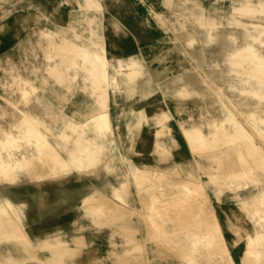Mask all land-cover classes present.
Here are the masks:
<instances>
[{
  "label": "rangeland",
  "instance_id": "rangeland-1",
  "mask_svg": "<svg viewBox=\"0 0 264 264\" xmlns=\"http://www.w3.org/2000/svg\"><path fill=\"white\" fill-rule=\"evenodd\" d=\"M228 5L229 0H0V138L10 132L11 149L14 150L18 135L15 128L19 123L26 122L31 113L38 114V118L46 122L49 132L38 139L51 146L58 140L56 135L65 122H83L94 110L105 111L110 128L104 140L105 145L101 146L105 147L102 162L93 167L54 171L56 168H51L45 162L47 155L44 159L37 158L43 167L36 162L31 172L21 174L16 181L10 179L11 182H0V195L18 199L19 202L33 199L36 205L35 212L30 207L26 214L22 206L17 204L15 214L21 217L17 225L27 242L0 241V255L13 256L11 260L19 264H32L35 261L39 264L36 258H41V264H189L185 258L192 249H197L200 259L190 264H198L199 260V264H228L227 253L219 248L221 242L218 236H212L213 243H205L210 238L206 232L210 235L209 226L215 223L236 264L264 263V216L255 214L253 209L242 211L239 202L240 196L256 192L257 187L264 183V144L261 145L264 143V125H261L262 132L256 126V121H264V86H256V80L264 79V73L256 68L257 59H249L246 53L228 55L231 49L245 44V25L252 35L259 34L253 29V24H264V14L257 12L260 9L256 5L251 7L249 14L244 12L246 15L235 13L230 16ZM217 7L219 12L210 11ZM205 10L217 17L220 27L215 40L206 45L203 44L206 40L204 34L195 36V31L206 24L203 22V18L207 17ZM91 20L96 23L95 29H92L93 25L88 26ZM178 22L183 23L181 31L178 30ZM84 27L100 34L107 58H133L140 61L144 77L132 86L95 90L94 83L104 78V66L83 48H76L63 60L48 64L45 44L44 51L38 45L39 31L57 30L58 36H68L71 29L78 32ZM262 40L264 34L258 35L256 39L251 37L250 43L253 49L264 54ZM96 65L100 73L98 78L93 75ZM196 65H199V69ZM231 66L232 74L251 77L253 81L244 87L253 89V94L241 95L237 77L233 79L230 73L224 77L232 70ZM222 77L226 79L225 82L221 80ZM24 80L27 85L23 83ZM176 80L184 84L180 94L175 85H169L167 89L168 84H165L166 81L175 83ZM216 92L220 93V99L226 101L224 105L213 100V96H218ZM114 106L119 109L116 112L120 111L118 115L116 113L117 116L113 115L116 116L115 121L112 119ZM225 108L233 112V119L240 123L241 129L230 134L226 128H215L219 129L216 134L224 133L222 137H225L220 136V139L219 135H215L213 143H217L218 147L207 149L210 144L198 143L193 146L199 147L196 149H202V152H192L189 141L185 140V144L181 138L184 134L182 128L194 123L193 126L203 125L201 131H206L204 125L220 122ZM137 110H141L139 113L144 114L146 121H141V116L136 124L134 119ZM151 116L155 117L154 120ZM159 121H165L163 127L155 125ZM126 125L131 126V129L126 130ZM32 147L33 144H30L25 150L28 152ZM69 147H72V141H69L67 149ZM67 151H58L57 154L66 159ZM138 151L148 154L135 159L133 156ZM153 151L155 154H151ZM169 151H172L171 159L164 155ZM51 152L53 150L45 154ZM224 152H229V155ZM28 156L33 158V162L37 161L34 152H29ZM205 158L211 160L206 161ZM215 159L218 162H214ZM134 167H147L151 171V174L147 170L144 172L145 178L142 174L140 176L142 179L139 181L142 183L145 179L143 181L147 183H142L146 189L141 187L142 184L139 188V182L134 177H128V171ZM46 168L52 170L49 172ZM147 172L150 180L146 179L149 176ZM230 173H245V176L225 180L224 177ZM209 178L215 179L214 184L209 183ZM89 180L97 182L98 188H89ZM105 180L112 181L114 186L120 180L127 184L126 192L129 195L124 196V200L122 197H112V208L106 199V196L112 195L111 189L108 192L109 189L103 187ZM228 182L232 191H224L225 183ZM63 186L81 188L65 189ZM195 189L210 203L200 199L196 203L200 206L193 208L197 199H191L192 196L190 198L189 193H186ZM149 190L155 193L154 198ZM177 190L183 192L178 193ZM88 192L93 194V199ZM38 193L42 194L43 201L39 207L33 198V194ZM82 193L86 194L85 199H79ZM218 193L219 197L216 196ZM179 195L185 201L180 202L183 197ZM156 196L163 199H156ZM186 196L191 201H186ZM176 199L185 203V206L178 205ZM175 205L180 208L176 209ZM156 206L164 209L157 207L155 210ZM181 206H188V209ZM88 209L94 211V215L90 216ZM159 209L162 211L159 212ZM153 210L156 211L153 213L155 215L152 214ZM163 210H170V213L165 211L168 215H164ZM0 211V218L13 216L3 211L1 199ZM111 211L113 218L116 216L117 219L109 221L106 216ZM179 212H183L182 215L187 212L185 218L190 212L195 215L189 217L192 219L189 221ZM172 213L177 216L174 218ZM193 219L199 220L202 227L196 225L199 222ZM182 222H187L185 224L189 227L185 229L187 225L183 226ZM202 222L209 223L204 224L206 228L209 227L208 230L203 229ZM158 225L161 226L156 229L162 231L153 228V232L152 227ZM58 228H63L67 234L50 236ZM105 228H109L108 240L105 238ZM189 232L200 234L202 242L198 246H191L192 238L184 240ZM216 242H219V246ZM210 245L218 247L215 250ZM59 249L66 250L61 259L55 257ZM185 249L190 250V253ZM212 258H215L214 261Z\"/></svg>",
  "mask_w": 264,
  "mask_h": 264
},
{
  "label": "bare ground",
  "instance_id": "bare-ground-1",
  "mask_svg": "<svg viewBox=\"0 0 264 264\" xmlns=\"http://www.w3.org/2000/svg\"><path fill=\"white\" fill-rule=\"evenodd\" d=\"M256 5L260 9V11L257 10V12L264 14V0H229V5H228L229 11H228V14L230 16L234 15L235 13L243 14L244 12H247L246 14H249V12L251 10V7L252 6H256ZM245 10H247V11H245ZM210 11H213L214 13H217V12H219V8L217 7V8L211 9ZM210 11L208 10V13L206 11L205 13L207 14V17L203 18V22H205L206 24H204L202 27H200L199 31H195L196 32L195 36H198V35H201V34L205 35V39L206 40L203 42V44H205V45L211 43L212 41H214L215 38L218 36L219 31H220L219 24L217 23V17L213 16V15H210ZM246 14H243V15H246ZM180 16H182V15L180 14ZM183 19L184 18H182V20ZM248 19H250V18H248ZM254 19L255 18H253V20ZM92 20L94 21V19H92ZM92 20L89 22L88 26L93 25L94 28L92 27V29H95L96 23H94ZM225 21H226V19H225ZM178 23H179L178 24V30L179 31L183 30V28H184L183 27V23L182 22H178ZM230 23H232V22H230ZM237 24H239V23L237 22ZM246 24H249V23H246ZM230 26H233V25H230ZM240 26L242 27V25H240ZM253 29H256V31H258L259 34L252 35L249 32V27H247L245 25V29H244L245 30V39H246L245 40L246 41L245 44L240 45V46H236L235 48L231 49L229 51L228 55L235 56V55H238L240 53H246L249 56V59L250 58L257 59V63L255 64L256 68L259 71H262L264 73V54L259 53L257 49H253L252 45L250 43L251 37L253 39H256L258 35L264 34V24L254 23L253 24ZM90 30H88V27H84L83 30H80L78 32L76 30H74V29H71L70 34L68 36H61V35L58 36L59 33H58L57 30H49V29L46 30V31L45 30H40L39 33H38V38H37V40H39L38 41V45L44 51V50H46V49H44V44H45V48H47V50L45 52L47 63L48 64H52L55 61L63 60L67 55L72 53L76 48H79V49L83 48V49L88 50L90 52V54H92L93 56L98 58L99 61L101 62V64L104 66L105 75H104L103 80H100V81L94 83V85H93L95 90L96 89H100L101 91H103V89L105 90L108 87L111 90H114V89H119L122 86H129V85L132 86V85H135V83H137L139 80H141L144 77L145 73L143 72V66L140 64V61H138L137 59L128 58V59H115L114 60V59L107 58L105 56V49L103 47L102 41L100 40V37H99L100 34H98L96 31L90 32ZM212 30H214V31H212ZM174 40H176V39H174ZM261 43L264 44V41L262 40ZM239 63H240V61H239ZM196 67L199 69V65H196ZM6 71H7V69H6ZM98 71H99V69H98V66L96 65V70L93 71V75H95L96 78H98V76L100 77V73H98ZM243 71H245V70H243ZM231 72H233V67H232V70H229V72H227L224 77L226 78V76L229 73H230L229 76L230 77L233 76L232 77L233 79H234V77L235 78L237 77L236 80L241 85V89L239 90L240 94L243 95V96L251 95V93L253 94V92H254L253 89H248V88L246 89L244 87V86L249 85L251 83V81H253L251 79V77L250 76L242 77L238 73L235 74V75H238V76H235ZM224 77L221 78V80L223 82L226 81V79ZM23 83H25L27 85L25 80H24ZM165 84L166 85L168 84V88L167 89H169L171 85H175L176 91L179 94L181 93L182 86L184 85L183 83H180V81H178V80H176L175 83H173L171 81H166ZM256 86L257 87H263L264 86V79L258 78L256 80ZM231 89H233V88H231ZM105 92H103V93H105ZM216 93H218V92H216ZM99 94H102V93H99ZM219 94L220 93H218V96H213L212 98H213V100L215 102H218L219 104L224 105V102H226V101L225 100L223 101L222 99H220L219 98ZM183 95H185V94H183ZM100 97H102V96H100ZM103 98H105V97H103ZM100 100H102V99H100ZM228 100H231V98H229ZM96 104H97V102H96ZM97 106H98V104H97ZM102 106H105V105H101V107ZM139 114L140 115L137 117V123L136 124H138V119H141V118H139L141 116H143L141 121H146V117L144 116V114L142 112L139 113ZM222 114H223V118H222V120L220 122H218V123H210L209 122V123H206L204 125L206 127V129H207L206 131H201V127L203 125L202 126H193L194 123L190 124L188 128H182L183 131H184V134L186 136H184L183 133L182 134H183L185 140L189 141V143L191 144V151L192 152H195V153L196 152L197 153L198 152H202V149L198 150L196 148H199V147L194 148V146H193L194 144H198V143L202 144V145L205 144V143L206 144H210V146H208L207 149H215V148H217L218 144L217 143H213V140L216 139L215 135H219V134H216V133H218L219 132L218 130L221 129V128H226L227 130H229L230 134L237 133L241 129L240 123H238L237 121L235 122V120L233 119L234 118L233 112L230 109L225 108L222 111ZM154 118H155L154 116H151L152 120H154ZM106 119L107 118H106L105 111L94 110V112L89 116V118L87 120L83 121V122H80V123H77V124H74V123H71V122H65L63 128L60 129V131L56 135V138H58V140L55 139L56 142L53 144L54 146H51L50 143H48L46 141H43V140L42 141L39 140V139H42L41 138L42 136H44L46 133L49 132L48 128L46 127V122L43 121V120H40V118H38V114L33 115V113H31L28 116V119L26 120V122L19 123L16 126V128H15L16 131H17V134L19 136L17 135V138L14 141V147H15L14 150L11 149V145H12L11 141H12V139L10 137L11 136L10 132H7L4 135V137L0 138V182H3V181L11 182V180L13 182L16 181L17 178L21 174H26V172H28V173L31 172L33 167H34L33 165L36 162H37L36 164H39V165H41L43 167L42 162H39L38 159L39 160L40 159H44L47 155H48V158H46L47 160L45 162L48 165L52 166L51 168H53V167H54V169L56 168L55 170L53 169L54 171L67 170L68 168L69 169H73V168H75V169H87V168L93 167L94 165H97V164L101 163L102 162V157L104 156V152H105V147L103 148L101 146L105 145V141L104 140L106 139L107 132L110 129L109 128V122ZM239 119H241V118L239 117ZM141 121L139 122V125L141 124ZM164 122L163 121H159V122H156L155 125L163 127ZM261 125H264V121L263 120L256 121L257 130L259 132H262ZM247 126H245V128ZM218 127H220V128L219 129H215V128H218ZM125 128H126V130H130L131 126L126 125ZM248 128H249V126H248ZM252 133H255V132L253 131ZM223 134L219 135L220 139L225 138V137H222ZM33 135H34V137H33ZM151 135H152V133H151ZM38 137H39V139H38ZM32 140H33V142L31 143ZM260 140H262V139H260ZM69 141H72V147H69L67 149V145H68ZM30 144H33V147H32L31 150L28 148L29 150L27 152V150H25V148H26V146H29ZM263 144L264 143H261V145H263ZM249 148L250 147H248V149ZM51 150H53V152H51L49 154H45L46 151L50 152ZM62 150H68L67 153H66V155H67L66 159H63V158L59 157V155L57 154L58 151H62ZM229 150H227V151H229ZM13 151H15V153ZM29 152L31 154H32V152H34L37 155V157H36V159L38 158L37 161H34V162L32 161L33 158H30V156H28ZM229 152H232V151H229ZM229 152H224L223 154L227 153L229 155ZM223 154H221V155H223ZM221 155H219V156L222 158ZM259 156H260V154H259ZM211 158H208V159L205 158V159H206V161H208L209 159L211 160ZM217 159L219 160L220 158H217ZM217 159H215L214 162H216ZM255 159H258V158H255ZM218 160H217V162H218ZM220 160L223 161V159H220ZM249 163L250 162H248L246 164H249ZM233 164H235V163L233 162ZM233 164H231V166H233ZM236 164H237V162H236ZM217 165H219V164H217ZM241 166H243V165L241 164ZM36 167H37V165H36ZM45 167H47V166H44V168ZM244 167H241V168H244ZM248 167L250 168V166H248ZM39 168L41 169L40 166H39ZM50 170H52V169H49L48 171L50 172ZM146 170H147V167H134L133 169H130L127 174H128V177L129 176L132 177V178L134 177L135 181L139 182V188H141V187L145 188L143 185H145L147 183H145L143 181L145 179H143L142 183H145V184H142L140 182L141 181L140 179H142V178H140V176H141V174H142V176H144L143 174H144V172H146ZM33 171H35V170H33ZM45 171H43V172H45ZM147 171H149V170H147ZM158 171L156 170V172H158ZM233 171H237V170H233ZM150 172L151 171H149V173ZM242 172L243 171H241V173ZM53 174H55V173H52L51 175H53ZM147 174H148V172H147ZM150 174H148L149 176L146 177V179L150 180V178H151ZM235 174L234 175L232 173L227 174L224 177V179L225 180H229V179H232V178L234 179V177L235 178H240V177L242 178V177L245 176V173L244 174L235 173ZM161 176H163V175H161ZM161 176L160 177L158 176L157 178H161ZM144 178H145V176H144ZM214 180H213V178H209V183L210 184H214ZM146 182H148V181H146ZM150 184H151V182H150ZM126 185L127 184H125V182H123L121 180L118 181L116 186L112 187V197L113 198H118V199L122 197V199L124 200L123 197L124 196L127 197L129 195L126 192V188H127ZM140 185H141V187H140ZM146 187H147V185H146ZM181 190H183V189H181ZM232 190L233 189H231V187L229 185V182L225 183L224 191H232ZM152 191H154V190H152ZM177 192H178V190H177ZM180 192H183V191H179L178 193H180ZM152 193L153 192H151V190H149V194H151L153 196L155 193H153V194ZM158 193H160V192H158ZM161 193L163 194L164 192H161ZM188 193H189V195H188ZM149 194H147L148 197H149ZM169 194H172V192H170ZM197 194H199V191L196 190V189L191 191V192L187 191V193H186V195H188L189 197L192 196V198L190 197L191 199H194V200L197 199L195 201V204L198 203L200 201V199L204 203H207V204L210 203L205 197H202L200 194H199L200 196L197 197ZM193 195H194V197H193ZM219 195H220V193H218L216 196L219 197ZM179 196H181V195H179ZM188 196H186L187 199H188ZM154 197L155 196H153V198ZM181 197H183V196H181ZM195 197H197V198H195ZM33 198L36 200V204H37L38 207L43 204L42 194H40V193H38L36 195L33 194ZM149 198L151 199V197H149ZM190 198L188 200H186V201H189ZM240 198L241 199H240L239 202H240L242 211L247 212V211H250V210L253 209V210H255L254 211L255 214H261V215L264 216V183H262L260 186L257 187V191L256 192H254L252 194L240 196ZM0 199H1V202H2L3 211H5V212H7V213H9L11 215L13 214V216H14V217L10 216L9 218H8V216H5L6 219L3 218L4 216L2 217L3 219L0 218L1 219L0 220V241H15L16 243H19V244L20 243L22 244L23 242H27L26 241L27 238L23 237V233L20 231L19 226L17 225V223L20 221L21 217H20V215L15 214V208L17 207V204H18V206H22L21 209L24 210L25 209V207H24L25 203L24 202L12 203L5 195H0ZM156 199L162 200L163 198L161 199V198L157 197ZM160 200H157V201H160ZM170 200H172V199H170ZM179 200H180V198H179ZM173 201H175V199ZM182 201H185L184 197H183V200H181L180 202H182ZM180 202L178 201L177 204L178 205L179 204H181V205L185 204V203H180ZM128 203H129V201H128ZM171 203H170V205H171ZM188 203H190V202H188ZM174 204H176V203H173L172 205H174ZM192 204L193 203L191 202V205L190 204L189 205L192 206ZM195 204H194L193 208H196V207L200 206V204H196V206H195ZM148 205H150V202H148ZM165 205L167 207H169L168 204H165ZM178 205H175V206H177L176 209L180 208V207H178ZM157 207L158 206L154 207L155 210H156ZM158 208H162V206H159ZM182 208H181V210H182ZM260 208H262L261 211L259 210ZM147 209H149V207H147ZM152 209H153V207H152ZM162 209H164V207ZM162 209L161 210L159 209V212L162 211ZM183 209L187 210L188 206H187V208L185 207ZM189 209H191V208H189ZM163 211H164V215H168L166 212H169L170 210H168V211L167 210H163ZM175 211H177V210H175ZM87 212H88V214L90 216L94 215V211H92L91 209H88ZM155 212L153 210L152 214L155 213ZM187 212L189 213V211H187ZM179 213H180V215H182L181 213H183V212H179ZM186 213H185V215H186ZM191 213L192 212H190L191 216L189 214H187L188 218H185L184 217L185 215H182V217H184V219H190L189 217H192V216L195 215L194 213H193L194 215H192ZM173 214L175 215V213H172V215ZM144 215H143V217H144ZM153 215H155V214H153ZM96 216H98V215H96ZM146 216H148V215L146 214ZM176 216L177 215H175L174 218ZM161 217L162 216H160V219H161ZM114 218L117 219L116 216ZM168 218H170V217H168ZM16 219H17V221H16ZM172 220L176 221V219H172ZM191 220L192 219H190L189 221H191ZM263 220H264V218H263ZM193 221H196V220L193 219ZM145 222H147V221H145ZM145 222H144V225L146 224ZM180 222H181V219H180ZM196 222H199V224L195 223L196 225H200L201 224L199 220H197ZM203 222H208V221H204L203 220ZM185 223H187V222H184V223L182 222V225L183 224H184L183 226L187 225ZM211 223H213V222H211ZM190 224H191V222H189V225ZM195 224H193V225L195 226ZM204 224L208 225L209 223H203L202 225H204ZM189 225H187L185 229H187V227H189ZM206 225L203 226V229L205 228V229L208 230V228L211 227L212 229L211 228H209V229H210V232H212V233H210V235H209V233L206 232L207 236L210 237V238L208 240L209 242H205V243H209V244L213 243V242H211L212 241L211 239L213 237H217L218 236L219 240H220L219 242H221L219 245H221V246L218 245L219 242L218 243L216 242V243L219 246V248L224 249L225 253H227L226 254V259H227L228 264H236L235 261H233L232 257L230 256V254L228 253V251H227V249L225 247L224 238H222V235L220 236L219 230H218L217 226L215 225V223L212 224L213 226L211 225V226H209L207 228H206ZM160 226L159 225L157 227L154 226V227H152V229L153 228L156 229V228H158ZM194 226L192 228L195 229ZM170 227H171V225H170ZM200 227H202V226L200 225ZM179 228H180V226H179ZM179 228H176V229L179 230ZM182 228H184V227H182ZM197 228L201 229V228H199V226ZM157 230L158 229H156V231ZM156 231H155V233H157ZM159 231L161 232L162 230H158V232ZM153 232H154V229H153ZM164 234H166V232H164ZM156 236H157V234H156ZM148 237H151V236H148ZM153 238H154V236H153ZM160 238H163V237L161 236ZM189 238H192V240L190 241V244H191L192 247H196L202 242V238H201V236H200V234L198 232H192V233L189 232V236H186V239L184 238V240H189ZM165 239H167V238H165ZM205 239H207V237ZM168 240H169V238H168ZM168 240H166V241L164 240V241L167 242ZM164 241H161V242H164ZM210 246H211V249H213V247H214L215 250L218 247V246L215 247V246H212V245H210ZM65 251L66 250H64V249H59L56 252V256L55 257L58 258V259H61L63 256H65V255H63V253ZM185 251H186V249H185ZM188 251H186V252L190 253V250H188ZM198 251L199 250H197V249H194V250L192 249L191 254H188V257L185 258V261H187L190 264L191 261H193V260L196 261V260L200 259L199 258L200 257V253ZM210 252H212V251H210ZM182 253H184V252H182ZM186 254L187 253H184V255H186ZM212 255H214V254H212ZM0 258H2V259H0V264H19L18 261L11 260L14 257L13 256L11 257L10 255H0ZM30 258H33V257L30 256ZM36 259L38 260V262H40L39 264L42 263L41 258H36ZM214 259L212 258L213 261H214ZM199 261H198V264H199ZM32 264H37V263L35 261Z\"/></svg>",
  "mask_w": 264,
  "mask_h": 264
},
{
  "label": "crops",
  "instance_id": "crops-1",
  "mask_svg": "<svg viewBox=\"0 0 264 264\" xmlns=\"http://www.w3.org/2000/svg\"><path fill=\"white\" fill-rule=\"evenodd\" d=\"M114 109L112 110V119L114 120L115 119V117L120 113V111H118V112H116L115 110H119V109H117V107H113ZM141 111V110H140ZM139 110H137V113H136V115H135V121L137 122V117L140 115L139 114V112H140ZM116 113H117V115H116ZM113 115H116V116H114L113 117ZM121 116V118H123L122 117V115H120ZM115 121V120H114ZM117 122V121H116ZM79 123V122H78ZM133 125V124H132ZM182 135V134H181ZM183 136V135H182ZM181 136V138L185 141V139H184V137H182ZM137 139V138H136ZM143 141H145V138L143 139ZM185 144H186V141H185ZM153 146V145H152ZM143 148V147H142ZM141 150H143V149H141ZM190 151V150H189ZM190 153V152H189ZM144 154H148V153H146L145 151L143 152H141V153H139V151L137 152V154H135V156H133V157H135V159H136V157L138 158L139 156H143ZM151 154H155V151H153V153H151ZM164 155H166V156H169V158L172 156V151H169V153H167V154H164ZM132 157V158H133ZM171 159V158H170ZM105 183H104V188L106 189V190H108V192L110 191V189H111V191H110V193H111V195H112V187L114 186L113 185V183H112V181H104ZM88 187L89 188H92V187H94V188H98V185H97V182H93L92 180H89L88 181ZM93 183H95V184H93ZM94 185V186H93ZM57 187H59V185L57 186ZM87 187V186H86ZM85 187V188H86ZM87 187V188H88ZM62 188H81V186H77V187H75V186H63ZM64 192V191H63ZM29 194V193H28ZM88 194H90L91 195V198L93 199V194L90 192H88ZM84 195V193H82L81 195H79L78 197H79V199L82 197V199H85V195ZM44 197V196H43ZM77 197V198H78ZM110 197V198H109ZM106 196V199L109 201V206L112 208V204H113V199H112V196ZM12 203H18L19 201H18V199H15V200H13L12 198H10L9 199ZM93 200H91L90 202H92ZM25 213L27 214V210L29 211V208L30 207H32V211L33 212H35L36 211V208H35V203L33 202V199H31V200H25ZM35 205V206H34ZM112 210V209H111ZM108 216H106V219L107 220H109V221H112L113 220V215H112V211L110 212V214H107ZM100 216V215H99ZM96 218V217H95ZM33 222V221H32ZM109 231V228H105V238H107L106 240H108L109 239V236H110V233L108 232ZM67 233L65 232V230L63 229V228H61V229H59L58 228V230L57 231H54V232H51L50 233V236H64V235H66ZM112 234V233H111ZM107 251V250H106ZM108 251H114L113 249H109ZM107 251V252H108ZM127 251H130V250H120V252H127ZM264 264V263H263Z\"/></svg>",
  "mask_w": 264,
  "mask_h": 264
}]
</instances>
